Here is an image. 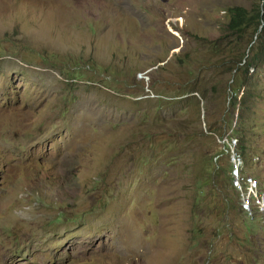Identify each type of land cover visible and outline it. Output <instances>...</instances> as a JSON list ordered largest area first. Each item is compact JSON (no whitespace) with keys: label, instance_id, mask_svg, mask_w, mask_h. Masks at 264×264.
<instances>
[{"label":"rangeland","instance_id":"rangeland-1","mask_svg":"<svg viewBox=\"0 0 264 264\" xmlns=\"http://www.w3.org/2000/svg\"><path fill=\"white\" fill-rule=\"evenodd\" d=\"M262 3L0 0V264H264V178L210 130L247 77L264 174L262 26L225 33Z\"/></svg>","mask_w":264,"mask_h":264},{"label":"trees","instance_id":"trees-1","mask_svg":"<svg viewBox=\"0 0 264 264\" xmlns=\"http://www.w3.org/2000/svg\"><path fill=\"white\" fill-rule=\"evenodd\" d=\"M262 3V6L256 5L254 8H252V11H248L244 9L243 7H234L228 10L229 12V21L226 24L225 33L226 34H233L236 41L238 43H241L243 40V37L245 35V32L249 29H252V31H257L259 27L262 26V34L260 37L259 42V53L258 55L254 53L253 60L259 61L264 55V17L262 16V11L264 10V0H260ZM242 63V59L237 60L236 63L228 70V73L231 72V70H235L236 73L239 72L240 75L245 76L246 73H248L249 69L255 65L253 61H246L242 67H239V65ZM223 71V68L221 69ZM235 78V77H234ZM243 78V77H242ZM238 80V79H237ZM235 81V79H234ZM250 81V80H249ZM247 80V77L244 80L236 81L234 82V85L231 87L229 86L228 89V97L229 101L227 106L222 111V123L218 127H211V131H218L223 132L222 136H225L228 132V129H231V126L235 127L238 125V128L236 130L231 131L232 135L237 138H230L232 146L235 148V150L239 153L240 157L242 158L245 163L249 162L250 154V138H247V133L249 132V126L251 122L253 121L252 116L250 117L249 114L251 112V104L252 101H254L255 94L253 92V84ZM194 88V86H193ZM211 92L215 94L219 93V91H215L214 88L211 89ZM244 122L248 125V129H245ZM234 123V125H232ZM242 123V126H241ZM230 132V133H231ZM238 144V147H237ZM219 152V151H218ZM228 162L231 167V174L234 173L233 166L230 163L229 156ZM249 165V163H248ZM215 166V165H214ZM211 170L214 172L215 169L212 167ZM222 173L227 174L226 170H221ZM230 172V171H229ZM231 180V179H230ZM234 187V186H233ZM235 189V188H234ZM243 208V207H241ZM246 215H249V212L246 210H243ZM250 216V215H249Z\"/></svg>","mask_w":264,"mask_h":264},{"label":"clouds","instance_id":"clouds-1","mask_svg":"<svg viewBox=\"0 0 264 264\" xmlns=\"http://www.w3.org/2000/svg\"><path fill=\"white\" fill-rule=\"evenodd\" d=\"M230 138H232V137H230ZM237 140V139H236ZM237 147H238V144H237ZM219 153V152H218ZM254 161L252 162V158H251V160L249 161V165L247 166V165H245V174H247V175H249V176H251V177H253V178H255V179H260V178H264V174H261V175H257L256 174V171H257V169H258V167H259V161H260V159L257 157V156H255L254 158ZM257 159V160H256ZM244 160V159H243ZM256 160V161H255ZM244 164H245V161H244ZM237 195V194H236ZM244 213V212H243ZM258 217H263L264 218V216H260V215H257ZM256 216V217H257ZM255 217V218H256ZM254 218V219H255ZM253 219V220H254ZM253 220H251V221H253Z\"/></svg>","mask_w":264,"mask_h":264},{"label":"built area","instance_id":"built-area-1","mask_svg":"<svg viewBox=\"0 0 264 264\" xmlns=\"http://www.w3.org/2000/svg\"><path fill=\"white\" fill-rule=\"evenodd\" d=\"M230 139V138H225V137H221V138H217V143L220 146V150L218 155L215 157V161H218L220 159H222L223 157H227V149H226V141ZM230 165V164H229ZM231 168V167H230ZM230 176H231V181H232V174L230 171ZM260 207V206H259ZM245 208H241V210L243 211Z\"/></svg>","mask_w":264,"mask_h":264},{"label":"bare ground","instance_id":"bare-ground-1","mask_svg":"<svg viewBox=\"0 0 264 264\" xmlns=\"http://www.w3.org/2000/svg\"><path fill=\"white\" fill-rule=\"evenodd\" d=\"M234 157V156H233ZM233 161V160H232ZM234 163H236L235 162V160H234ZM236 166V165H235ZM247 191V190H246ZM255 192V191H254ZM247 195V194H246ZM263 195V198H264V194H262ZM248 196V195H247ZM242 198H245L244 196H242ZM250 198V197H249ZM258 199H259V202L263 205V209H262V211L264 212V200L261 198V197H259L258 196ZM247 201H248V199H247ZM248 203H249V201H248ZM242 206V205H241ZM248 207V206H247ZM245 210V209H244ZM247 211V210H246ZM248 212H249V215L251 216L252 214H253V211H252V209H250V210H248Z\"/></svg>","mask_w":264,"mask_h":264}]
</instances>
